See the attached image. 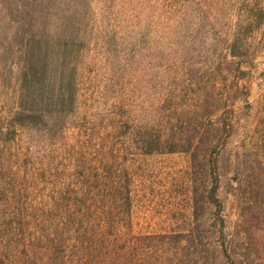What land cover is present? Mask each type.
Returning a JSON list of instances; mask_svg holds the SVG:
<instances>
[{
  "label": "rangeland",
  "instance_id": "obj_1",
  "mask_svg": "<svg viewBox=\"0 0 264 264\" xmlns=\"http://www.w3.org/2000/svg\"><path fill=\"white\" fill-rule=\"evenodd\" d=\"M83 1L94 32L76 100L40 118L22 82L19 20L32 9L34 26L38 6L59 17L77 0H0V245L62 254L73 229L63 213L99 187L105 232L127 239L130 264H264V0ZM232 44L242 72L231 76L248 97L219 159L222 227L208 159L227 91L217 66ZM103 215L95 224L107 227Z\"/></svg>",
  "mask_w": 264,
  "mask_h": 264
},
{
  "label": "trees",
  "instance_id": "obj_2",
  "mask_svg": "<svg viewBox=\"0 0 264 264\" xmlns=\"http://www.w3.org/2000/svg\"><path fill=\"white\" fill-rule=\"evenodd\" d=\"M182 1L190 3L193 0ZM70 8L68 14H66L67 10L59 11V17H57L38 6V17L34 26H31L30 19L29 22L26 21L28 17L31 18L32 9L27 12L25 19L19 20L21 25L19 30H27V32L19 33L21 35L27 33V41L24 39L19 41L22 44L24 58L21 71L22 82L24 89L26 88V97L28 99L38 98L36 103L40 108L37 116L40 118L45 116L43 110L55 112L59 110L58 108H64L66 104L75 102L76 93L78 94L77 75H79L82 60L88 48L86 44H89L92 36L90 34H93L94 30L90 28L92 19L88 3L77 0ZM52 9L55 10V8ZM25 27L27 29L23 30ZM231 47L234 52L231 55L232 59L226 56L225 60L219 62L217 66L221 79L224 81L223 84L227 86V91L220 116V135L208 159L211 179L208 199L214 205L216 220L222 227L225 225L223 214L225 205L218 195L221 187L219 159L234 134V106L237 101L246 100L248 97V93L240 89L241 78L236 75L231 76V74L242 72L240 61L234 59L237 47L235 44ZM26 112L28 110L24 109V113ZM32 113H36V110ZM27 117L33 118L32 115H27ZM17 125L19 129L22 128V123ZM110 130L114 132L116 128L113 127ZM65 131L64 128L63 135H66ZM149 148L147 149L149 154L160 151V149ZM109 189L112 194L108 198L112 202L115 198L113 193L116 187L111 184ZM88 194L91 197L87 203H77L78 210H67L63 213L66 215L65 220H72L70 224L73 229L67 241L68 249L62 254L60 250L48 244L43 248L44 253L38 250L22 258L11 253L7 247L3 248L0 245V264H130L129 249L119 248L121 242L127 239L112 232H105L107 228L111 229L114 226L112 219H108L110 211L105 212L106 207L101 209L102 203L105 204L104 201H106L105 194L100 193L99 187L94 191L89 189ZM127 199L130 201V195ZM108 206L111 210L112 206ZM101 215L104 219L106 217L107 227L95 224L94 218H99ZM229 251V247L225 246L224 252L228 257H230Z\"/></svg>",
  "mask_w": 264,
  "mask_h": 264
}]
</instances>
